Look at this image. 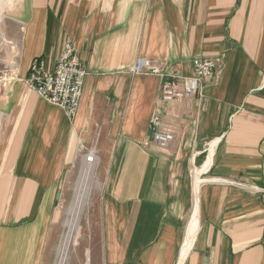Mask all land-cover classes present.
Wrapping results in <instances>:
<instances>
[{
	"label": "crops",
	"instance_id": "crops-1",
	"mask_svg": "<svg viewBox=\"0 0 264 264\" xmlns=\"http://www.w3.org/2000/svg\"><path fill=\"white\" fill-rule=\"evenodd\" d=\"M13 18L22 35L0 88V264L57 263L67 185L92 152L96 237L67 251L68 264H177L195 193L183 264H264V0H23ZM66 40L87 67L73 118L24 82L34 58L52 70ZM140 57L182 75L196 58L215 64L200 93L166 111L176 126L166 149L148 129L159 77L126 71Z\"/></svg>",
	"mask_w": 264,
	"mask_h": 264
},
{
	"label": "built area",
	"instance_id": "built-area-1",
	"mask_svg": "<svg viewBox=\"0 0 264 264\" xmlns=\"http://www.w3.org/2000/svg\"><path fill=\"white\" fill-rule=\"evenodd\" d=\"M192 68V76H177L169 73L161 63L142 58L128 69L132 75L146 73L162 78L157 108L149 119L152 141L159 149H166L175 138V122L166 115L168 107L198 91L200 80L214 77L215 64L211 58L194 59ZM85 76L86 69L77 56L76 48L66 40L53 69H46L41 57L35 58L29 64L24 82L39 98L62 109L68 118H73L78 110ZM91 156L87 157L88 162H92Z\"/></svg>",
	"mask_w": 264,
	"mask_h": 264
},
{
	"label": "rangeland",
	"instance_id": "rangeland-1",
	"mask_svg": "<svg viewBox=\"0 0 264 264\" xmlns=\"http://www.w3.org/2000/svg\"><path fill=\"white\" fill-rule=\"evenodd\" d=\"M22 1L23 0H0V12H1V14H3V18L0 20V88H1L2 84L6 80H8V77L13 73V62L18 55L19 44H20L21 35H22V29H21V25L13 17L16 14V10L18 9V7ZM62 47H63V45H62ZM77 56H78V54H77ZM79 59H80V57H79ZM138 59H142V57H140ZM138 59H136L135 61H137ZM145 59H148V58H145ZM150 60L157 61V62L161 63L164 66V68L167 69V71L169 73L175 74L177 76L188 77V76L193 75V73H192V75L178 74L175 71H173L172 68L166 66L164 62L154 60V59H150ZM135 61L133 63H135ZM82 63L85 66L86 76H87L86 64L83 61H82ZM133 63H131L126 69L127 73H129V74H131V73L128 71V69ZM142 74H146V73H142ZM136 75H140V74H136ZM148 75L159 77V79H160L159 88H160V86L162 84V78L160 76L154 75V74H148ZM86 76H85V78H86ZM212 79H214V77ZM203 80H207V79L200 80V83ZM208 80H211V79H208ZM84 81H85V79H84ZM83 86H84V84H83ZM82 90H83V88H82ZM197 93H200V86H199L198 91H196L193 95L187 97V99H189L190 97L194 96ZM158 96H159V91H158ZM157 100H158V98H157ZM179 102H181V101H179ZM176 103H178V102H176ZM176 103H174V104H176ZM173 105H171L170 107H172ZM167 111H168V109H167ZM173 121H174V119H173ZM1 124H2V120H1V115H0V130H1ZM148 129H149V124H148ZM151 137H152V134H151ZM89 156H87V157H89ZM87 157H86V160H87ZM91 158L93 159L91 162V164H92L95 160V154L93 152H92ZM81 170L82 169H80V171H79V169H77L75 171V175L72 178L73 180H71V182L68 183V185H67L68 190H67L66 201L62 203V208H61V211H62V221H61L62 222V235H61V239H60V245L62 243V239L66 233V230H67L66 223H67V220H69V218H70V210H71L73 201L75 200L76 192L78 190V185H79L80 180H81ZM95 177L97 178V171L96 170L93 171V178H92V180L90 179L89 184L87 185L88 193L86 196V200L82 206L83 209H81L79 223H78L77 228L75 229V231L73 233L72 241H71L70 246L68 248V260H69V256H70L71 252L74 249L76 250L78 247H80V248L86 247V245L92 241L93 237H96V232H95V230H96L95 229L96 228V218H94V211L96 212V208H97V204H98L97 201L99 198L101 185L99 184V181L97 182V179H95ZM88 195H89V198H88ZM87 198H88V201H87ZM86 251L89 252V249L85 248L84 252H86ZM82 253H83V251H82ZM84 259H85V257H84ZM67 264H68V261H67Z\"/></svg>",
	"mask_w": 264,
	"mask_h": 264
},
{
	"label": "bare ground",
	"instance_id": "bare-ground-1",
	"mask_svg": "<svg viewBox=\"0 0 264 264\" xmlns=\"http://www.w3.org/2000/svg\"><path fill=\"white\" fill-rule=\"evenodd\" d=\"M2 18H3V14H1L0 12V20ZM93 171H94V167L93 165H91V162H90V165L87 164L81 170V180L78 185V190L76 192L75 200L73 201V204L70 210V218L69 220H67V223H66L67 230H66V233L62 239V243L59 248V252H60L59 259L56 264H67V251L72 241L73 233L79 223L81 209H83L82 206L85 203L86 196L88 193L87 185L89 184L90 179L92 180L93 178ZM193 171H194L195 183H196L195 192H197V189L200 184L199 170L195 169ZM190 214L191 215H190V218L186 226L185 235L183 238L184 240H183V244H182V247L179 253L177 264H183L184 259L187 256L189 250L191 249L192 244L197 234L198 225H199V202H198L196 193H195L192 212Z\"/></svg>",
	"mask_w": 264,
	"mask_h": 264
}]
</instances>
